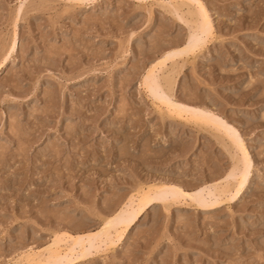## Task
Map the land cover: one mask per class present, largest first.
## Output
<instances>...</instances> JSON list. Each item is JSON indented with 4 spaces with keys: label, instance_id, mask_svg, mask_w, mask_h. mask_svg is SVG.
Masks as SVG:
<instances>
[{
    "label": "rangeland",
    "instance_id": "374dc122",
    "mask_svg": "<svg viewBox=\"0 0 264 264\" xmlns=\"http://www.w3.org/2000/svg\"><path fill=\"white\" fill-rule=\"evenodd\" d=\"M206 22L209 39L186 50ZM4 57L0 264L71 236L83 256L61 264H264V0H0ZM157 186L120 239L99 243Z\"/></svg>",
    "mask_w": 264,
    "mask_h": 264
},
{
    "label": "bare ground",
    "instance_id": "6f19581e",
    "mask_svg": "<svg viewBox=\"0 0 264 264\" xmlns=\"http://www.w3.org/2000/svg\"><path fill=\"white\" fill-rule=\"evenodd\" d=\"M189 4L190 3L180 1L179 4L177 3L175 5L176 6L175 8L180 9L181 7L187 5L188 8H186V9H188V10H186V9L185 10L187 12H189L190 15L189 14L188 15L190 17H191V14L193 16L196 14L199 15L198 11L195 9H192ZM205 15L206 14L204 13V16ZM206 23H205L206 25L202 24L203 27L201 28L200 33H201L203 38L201 39V41L198 38H196L197 35H192L191 38H189V41L187 42L189 44H187L186 50L194 52V48L199 49L200 45L205 43L206 39L209 37L210 31L212 30V29L210 30V25L208 24V22H206ZM197 27L199 28V25ZM211 28H212V26H211ZM6 58L7 57H4L1 60L0 66H2L4 64V62L6 61ZM153 86L154 85H152L151 87H153ZM155 87H157V86H155ZM149 92H150V94H154V90L152 88H150ZM158 103H159V106L166 107V110H167L166 112L175 111V113H177V115H179L180 117L189 119V120H191L197 124H201V125L210 124L211 127L216 128L219 131V133H220V130L222 128L224 130L226 129V127L224 126L223 123H221V121H218V119H214V118L210 119L205 114L190 110L186 107H182V106H178V105L174 106L173 104H171L167 101H164V99L162 100V99L158 98ZM205 126H208V125H205ZM221 132H223V130ZM226 132L228 133L227 136H229V132L228 131H226ZM246 163H247V165L239 171V174L235 180V183L232 186L234 192L232 194V197L229 199L236 197L242 191V189L245 185L246 177L248 174V169L250 166V160L246 159ZM221 186H223V185H221ZM165 189H166V186H157L153 190L141 192L136 199L134 198L131 201L130 200L127 201L128 203L125 204L124 207L114 217V219L117 220V223L120 224L119 228L115 229L114 233H111V232H104L103 233L102 232L98 236L99 243L111 245V244L115 243L116 240L120 239V237L123 235V233L126 232L129 229L130 225L137 219L141 210H143L152 201L157 200L159 194H161ZM213 189H212V191H213ZM228 191H229L228 186H225V185L221 188L219 187V188L214 189V193L216 192L218 195H224ZM199 195H201V194H199ZM199 195H198V197H200ZM196 203H197V201H196ZM106 221H105V223H106ZM81 237L82 236H76V237L71 236V237H69V240L65 238L67 241H65V244L62 248L63 249L62 251L59 248L55 247L53 250L49 249L50 251L47 253H44L42 250L41 251H35V252H29L28 254L26 253V255H23L20 260L18 259L19 261H17L15 264H61L63 259L70 261L71 259H73L75 257H81V256H83L82 245L80 244V238ZM83 239H84V241H87V239L92 240L93 237L92 236H84ZM58 242L56 240V243H58Z\"/></svg>",
    "mask_w": 264,
    "mask_h": 264
}]
</instances>
